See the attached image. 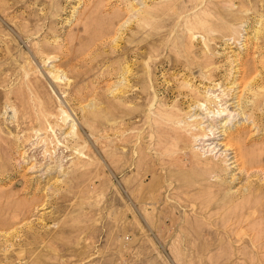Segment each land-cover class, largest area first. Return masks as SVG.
I'll return each mask as SVG.
<instances>
[{
    "label": "rangeland",
    "instance_id": "374dc122",
    "mask_svg": "<svg viewBox=\"0 0 264 264\" xmlns=\"http://www.w3.org/2000/svg\"><path fill=\"white\" fill-rule=\"evenodd\" d=\"M0 264H264V0H0Z\"/></svg>",
    "mask_w": 264,
    "mask_h": 264
},
{
    "label": "bare ground",
    "instance_id": "6f19581e",
    "mask_svg": "<svg viewBox=\"0 0 264 264\" xmlns=\"http://www.w3.org/2000/svg\"><path fill=\"white\" fill-rule=\"evenodd\" d=\"M206 137H207V136H206ZM208 137H209V136H208ZM214 137H215V136H214ZM202 139H203V138H202ZM212 140H213V139H212ZM237 158H238V156H236L234 159H237ZM232 159H233V158H232ZM225 160H226V159H225ZM230 160H231V159H230ZM223 161H224V160H223ZM223 161H222V162H223ZM225 162H226V161H225ZM235 163H237V161H236ZM235 163H234V164H235ZM231 164H232V163H231ZM205 170H206V169H204V167H202L200 164L197 163V164L195 165V169H193V172H194V173H193V176L191 177L192 179H191V180L189 179V181H186V186H187L188 188H192V187H195L197 183H200L201 187H204V185H202V183L205 182V183L207 184V182H206V180H205V178H204V177H205ZM189 178H190V177H189ZM194 185H195V186H194ZM209 185H210V184H209ZM207 186H208V184H207ZM213 186H214V185H213ZM207 188H209V189L211 188V189H212V187H207ZM207 188H206V189H207ZM204 189H205V188H204ZM204 189H203V190H204ZM186 190H187V188H186ZM203 190H202V191H203ZM204 192H205V190H204ZM215 192H216V191H214V195H215V196H217V197L220 196V197H221L222 194L220 193V190H218V192H216V193H215ZM211 193H212V192H211ZM204 194H205V193H204ZM208 194H209V193H208ZM205 195H206V194H205ZM226 199H227L226 197H225V198L223 197V200H221V202L226 201ZM213 201H214V200H212V202H213ZM212 202H211V203H212ZM214 202H215V201H214ZM214 202H213V203H214ZM212 205H216V204L214 203V204H212ZM216 206H217V205H216Z\"/></svg>",
    "mask_w": 264,
    "mask_h": 264
}]
</instances>
